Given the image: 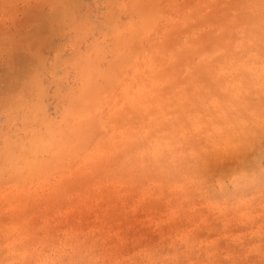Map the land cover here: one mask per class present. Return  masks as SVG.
I'll return each mask as SVG.
<instances>
[{
	"label": "clouds",
	"instance_id": "obj_1",
	"mask_svg": "<svg viewBox=\"0 0 264 264\" xmlns=\"http://www.w3.org/2000/svg\"><path fill=\"white\" fill-rule=\"evenodd\" d=\"M36 179L94 223L0 199V264H264V0H0V186Z\"/></svg>",
	"mask_w": 264,
	"mask_h": 264
},
{
	"label": "rangeland",
	"instance_id": "obj_2",
	"mask_svg": "<svg viewBox=\"0 0 264 264\" xmlns=\"http://www.w3.org/2000/svg\"><path fill=\"white\" fill-rule=\"evenodd\" d=\"M24 13L20 12L17 18ZM158 82L152 85L137 84L133 89L134 97H144L151 93L152 88L157 87ZM130 88L132 86H129ZM92 161L85 159L84 166L87 167ZM63 184V182H61ZM31 194L26 197H18V188L5 183L0 186V199L5 207L8 202L16 199L24 207V212L38 225H67L68 227L88 228L93 225L94 220L89 214L81 211L80 199L84 195V188L77 184L65 185L62 191H50L45 183L36 179L31 185Z\"/></svg>",
	"mask_w": 264,
	"mask_h": 264
}]
</instances>
